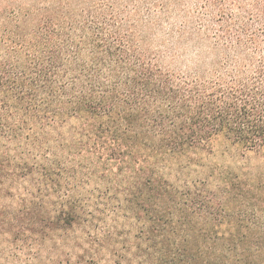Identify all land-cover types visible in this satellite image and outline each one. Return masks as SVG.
Masks as SVG:
<instances>
[{"label": "trees", "instance_id": "obj_1", "mask_svg": "<svg viewBox=\"0 0 264 264\" xmlns=\"http://www.w3.org/2000/svg\"><path fill=\"white\" fill-rule=\"evenodd\" d=\"M130 12L0 0V239L74 264H264V24L222 27L183 73Z\"/></svg>", "mask_w": 264, "mask_h": 264}, {"label": "rangeland", "instance_id": "obj_2", "mask_svg": "<svg viewBox=\"0 0 264 264\" xmlns=\"http://www.w3.org/2000/svg\"><path fill=\"white\" fill-rule=\"evenodd\" d=\"M140 13V25L151 52L161 57V64L170 71L191 73L211 53L210 44L227 25L264 24L258 9L264 0H93ZM20 2H15L18 5ZM137 9V10H136ZM11 206V201H5ZM4 218L0 217V227ZM3 230H0V232ZM23 244L0 239V264H74L70 248L40 251L36 238L21 235ZM26 241H23V240Z\"/></svg>", "mask_w": 264, "mask_h": 264}]
</instances>
